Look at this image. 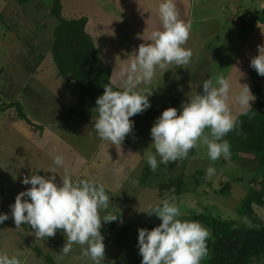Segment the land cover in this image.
I'll return each instance as SVG.
<instances>
[{"label": "crops", "instance_id": "1", "mask_svg": "<svg viewBox=\"0 0 264 264\" xmlns=\"http://www.w3.org/2000/svg\"><path fill=\"white\" fill-rule=\"evenodd\" d=\"M14 1L16 4L22 5L17 0ZM82 1L85 0H67L65 3L62 0L63 17L66 19L86 17L88 19L86 30L93 37L97 48L100 50V57L111 67L113 84L122 90L124 84L120 77V69L125 63H130L135 55L133 52L138 50L142 43L147 42L153 30L161 29L158 9L163 0H86V6L77 7L76 5ZM224 1L175 0L180 18L191 25L190 38L184 47L191 49L193 53L190 62L192 66L190 67V63L186 65L184 68L190 67L188 68L189 71L183 72L180 77H174L170 82L166 79L165 71L158 69L152 82L141 85L137 91L142 94H151L149 98H153L157 92L164 96L165 90H169L174 97L172 101L174 107L179 109L181 108L179 107L180 103L176 102V98L183 97V99L188 100L189 95L193 96L199 92L202 94V84L205 80H214L217 76L223 75L230 79L233 86L231 93L233 97V114L240 116L241 110L239 105L235 103L234 98L239 95L242 85H248L253 93L254 79L251 76V59L259 54L258 46H264V22L259 20L254 23L248 17L239 19L234 14L227 16L228 12H237L238 9L236 4H233L234 2L224 4ZM4 2L6 6V1ZM32 2L35 3L36 1ZM241 2L244 3V0H241ZM251 2L252 0L249 3ZM261 3H264V0H261ZM30 6L27 8L21 7L23 8L22 11L19 8L18 11L13 9L15 11L14 17H17V15L20 17V14L23 15V26H26L27 22H31L35 28V31L33 30L30 35H27L21 41V43H24L18 46L15 51L16 54L19 53L21 55L20 59H25L28 62L32 60L31 56H34L35 61L39 63L34 70L35 73L42 66L46 80L42 81V86L33 87L28 93L39 94L41 97L45 94V98L40 99L38 102L35 100L31 105H27L25 102H18L35 127L28 124L20 116L13 118L14 120L11 123L22 122L20 125L24 126L27 134L21 135L22 137L20 135L17 136L22 138L23 147L20 151L19 148L13 147V149L16 148L15 157L13 155L10 156L9 153L3 157L4 159L0 164L2 175H0L1 177H7V174H18L21 178L26 175L30 176L41 168L47 170L53 167L54 157L60 154L65 157V166L71 173L73 180L87 179L92 182L97 181L104 186H108V189L113 187V190L116 191L119 189L117 188L119 187L118 185L122 184L121 180H125V175L133 173L134 162L136 161L134 158L138 154L136 149L142 152L147 149L143 147L144 145H147V143L151 145L153 142L151 129L160 115L157 111L159 104H153L152 102L151 104L154 106L148 109L150 113H156L153 118L145 121H140L137 117L131 118L135 121L134 129L121 146L110 145L108 142L101 140L102 145L98 152H93L92 150V153H88L79 149V140L84 139L85 141L93 142L95 138L100 139L92 124V120L96 116L94 110L96 104L90 103L78 106L79 100L75 102L76 99L80 98L79 88L68 76H62L59 73L52 55L54 31L59 22L54 17L55 20H52L48 32L47 27L42 25L38 18L32 17V15L36 16V14L29 12L33 10L39 14L38 6ZM52 7L49 9V13ZM5 11L6 9H0V21L3 19L2 15L5 14ZM261 11L259 13L260 16ZM9 14L11 13L6 12L5 15L9 17ZM24 14L29 17L25 18ZM221 19H226V22H229L228 25L223 24ZM10 29L11 25L8 30ZM232 33L237 34L236 37H233ZM46 34L49 35L46 36ZM137 34H144L145 41L137 38ZM226 34L230 38H234L236 46L228 42L224 51H222L223 47L220 48V46L216 49L214 44H219ZM44 45L48 48H44ZM50 82L54 84H50ZM261 84L264 93V80ZM47 95L57 98V101L46 100ZM254 99L251 102V107L256 103L255 96ZM14 103L17 102L14 101ZM3 107L5 110L0 111V117L17 116L12 112L16 107L7 108L8 105ZM73 107H76V111L69 119V112ZM80 116L84 121L79 119ZM143 124L149 128L143 127ZM148 130L149 132H147ZM15 135L16 133L14 132V137L8 138H16ZM132 137L133 140L131 139ZM134 138L137 142H135ZM0 139L4 143V137ZM9 139L8 141H10ZM89 147L92 149L94 146L91 144ZM0 154L2 155L3 153L1 152ZM17 155H22V157H19L21 159L16 158L18 157ZM243 162L251 168L250 174L253 176V180L255 174H257V162L239 160L237 164L241 165ZM14 166L19 168L18 173H15L16 169ZM43 169L39 170L40 175H53ZM64 171V168L58 169L61 175L64 174ZM185 172H187V166L185 167ZM59 173L55 174L58 184L62 182ZM22 186L26 185L22 184ZM30 187L31 185H28V188ZM165 188L167 190V187ZM178 194L180 198L184 196L182 192ZM161 197L165 198L166 196L163 195ZM260 207L264 206L254 204V209L258 214ZM102 234L104 237L109 238L105 231Z\"/></svg>", "mask_w": 264, "mask_h": 264}, {"label": "clouds", "instance_id": "2", "mask_svg": "<svg viewBox=\"0 0 264 264\" xmlns=\"http://www.w3.org/2000/svg\"><path fill=\"white\" fill-rule=\"evenodd\" d=\"M158 14L161 29L153 30L147 42L144 34H137L145 43L133 52L130 63L120 69L123 89L114 90L105 85L103 95L96 100L93 129L110 145L121 146L134 129L135 121L131 118L151 107V94H142L137 89L151 83L158 69L165 70L172 64L184 68L191 62L193 53L184 47L190 38L191 25L180 18L175 0H163ZM258 51L251 59V67L264 77V46H258ZM232 87L229 78L219 75L203 82L202 94L189 95L188 101L181 105L182 110L171 107L163 111L151 129L153 142L144 150L153 172L160 164L187 159L199 144L207 146L212 161L231 158V144L225 137L237 131L241 123L232 110ZM234 99L241 110L239 115H248L251 102L255 100L250 87L242 85ZM206 129L210 131L206 133ZM59 168L65 169L63 175L58 172ZM39 170L24 176L22 183L31 187L20 192L11 205V217L17 228L30 225L37 239L54 237L58 230H63L66 244L62 256L68 255L73 245H80L83 255L90 258L92 264H101L105 260L103 223L118 219L111 214L101 215L112 206L104 185L87 179L73 180L65 166V157L60 154L54 157L53 167L43 169L53 175L42 176ZM56 173L62 178L59 184ZM205 175L211 180L216 169L209 167ZM140 212L155 214L162 221L152 230L139 229L142 264H202L207 258L210 231L198 221L182 220L181 210L175 203L164 200L161 205ZM8 219V214H0V224ZM0 264L21 262L15 256L0 253Z\"/></svg>", "mask_w": 264, "mask_h": 264}, {"label": "rangeland", "instance_id": "3", "mask_svg": "<svg viewBox=\"0 0 264 264\" xmlns=\"http://www.w3.org/2000/svg\"><path fill=\"white\" fill-rule=\"evenodd\" d=\"M4 1H6V6ZM35 1V3L31 2L26 5H18L14 0H0V9H6L5 14L6 12L11 13L9 17L5 14L2 15L3 19L0 21V100L2 101L0 105H8L7 108H9L14 101L25 102L27 105H31L35 100L38 102L40 99L42 100L45 98V94L41 97L39 94L28 93L33 87L38 85L42 86V81L46 80L42 66L37 70V73H35L34 70L39 63L35 61L36 59H34V56H31L32 60L28 62L25 59H20L21 55L19 53L16 54L15 51L18 49V46L24 43H21V41L26 38L27 35H30L33 30L35 31V28L31 22H27L28 26L24 22L26 26H23V15L20 14V17L18 15L14 17V10L17 9L16 11H18L19 8L22 11L23 8L21 7L27 8L31 7L30 5L38 6L39 14L35 13L37 11L33 10L29 12L36 14V16L32 15V17L38 18L39 22L47 27L48 32L52 20H55L51 12L49 13L50 7L54 5V0ZM65 2H67V0H63V3ZM229 2H234L233 4H236L238 11H230L227 16L234 14L239 19L248 17V19L250 20L251 18L254 23L260 20L261 16L259 13L261 9L264 8V3H261V0H252L251 3H249L250 0H244V3L241 2V0H225L224 4ZM86 4L87 2L85 0L76 6H86ZM24 17L28 18L29 16L24 14ZM226 19H228V17H226ZM226 19H221V22L228 25L229 22H226ZM10 25L11 29L8 30ZM232 25H234V23H232ZM47 35L49 34H46V36ZM236 35L232 33L233 37H236ZM233 37L230 38L226 34L219 44H214L215 48L217 49L218 46H220V48L223 47L222 51H224L228 42L236 46ZM44 48L48 47L44 45ZM211 48L213 49V47ZM189 65L190 67L192 66L191 63ZM190 67L187 66L183 69V67L169 65L168 68L164 70L166 79L170 82L174 77H180L183 72L189 71L188 68ZM50 84L54 83L50 82ZM164 94V96H161L157 92L154 94V99L149 98L151 103L159 104L157 111L160 115L158 117L162 115L163 111L174 107L172 102L174 97L171 92L165 90ZM49 96L50 95H47L46 100H51L52 102L57 101V98ZM176 99V102L180 103L179 107H181L184 102L188 101L183 99V97ZM78 100L79 99H76L75 102ZM153 104H151V106H154ZM12 112L17 116L9 115L7 117H0V138L4 137V143L2 142L3 140L0 139V153H3L2 155L0 154V164L4 159L3 157L7 156L8 153L10 156H16V148L13 149V147L19 148V151L22 150V138L17 136L27 134L24 126L20 125L22 122L16 124L11 123L14 120L13 118L19 117L17 108L12 110ZM70 113L71 110L69 114ZM80 117L79 119L84 121V119ZM33 124L34 123H32L31 126H33ZM143 125V127L149 128L145 124ZM209 131L210 130L207 132ZM14 132L16 133V138L9 139L8 137H14ZM147 132H149V130ZM209 138L211 139V136H209ZM8 139L10 141H8ZM131 139L133 140V137ZM134 140L137 142L135 138ZM101 142V139L98 138H95L93 142H88L84 139L79 140L78 148L88 153H92V150L93 152H98L102 145ZM91 144L94 146L92 149L89 147ZM143 147L149 148L150 144L147 143V145ZM136 150L138 154H136L137 156L134 158L136 161L134 162L135 167L133 168V173L125 175V180H121L122 184L117 187L120 190L117 189L115 191L113 187L108 189V186H104L106 193L111 199L112 206L107 212H102L101 215L111 214L118 216V219L111 223L102 222L103 230L101 232L105 231V233L109 235V238L104 237L105 260H103L101 264L142 263L143 258L139 254L138 247L139 229L146 228L152 230L159 226L162 221L155 214L149 215L146 212L140 211H149L150 208L161 205L164 200L175 203L180 208L182 213L181 219H187L194 214L204 213L212 218L233 219L242 226H251V221L242 216L239 209L244 197L250 190L252 185L251 181H261L262 179L261 174H258V170L256 171L257 174H255V178L252 180L253 176L250 174L251 168L244 164V162L241 165L237 164L239 161L237 157L232 158L231 155V158L228 160L221 158L217 161H212L208 156L207 146L199 144L197 148L189 153L187 159L179 162H170L169 165L160 164L157 171L153 172L146 162L144 150L142 152H140L139 149ZM17 156L16 158L18 159L22 157V155ZM185 165L187 166V172H185ZM209 167H214L216 169V175L211 180H208L205 175ZM14 168L16 169L15 173H18L19 168L16 166H14ZM1 172L0 165V174ZM1 175L0 214H8L9 219L3 224H0V253H6L10 257H17L21 264H47L45 255L49 254L53 256L59 264H92L90 258L83 255V248L80 245H73V249L68 255H61L62 248L66 244V237L63 234V230H58L54 237L37 239L33 234L34 229H32L30 225H22L17 228L14 219L11 217V205L15 203L17 195L28 188V185L22 186L23 178L18 174H7V177H1ZM95 183L100 184L97 181H95ZM170 183H172L173 186L171 188L167 187L166 190L165 185ZM227 183L231 184L229 189L226 187ZM181 192L184 194L182 198L178 196V193ZM160 195L166 197L162 198ZM259 214L262 219H264V207H260ZM202 225L212 234L210 228L204 224ZM251 264H264V256L255 258Z\"/></svg>", "mask_w": 264, "mask_h": 264}, {"label": "trees", "instance_id": "4", "mask_svg": "<svg viewBox=\"0 0 264 264\" xmlns=\"http://www.w3.org/2000/svg\"><path fill=\"white\" fill-rule=\"evenodd\" d=\"M17 1L23 5L34 0ZM51 14L59 22L54 31L53 59L59 73L68 76L78 86L80 92L78 106L96 104L97 98L105 91V85L120 90L111 80V67L100 57V50L86 30L88 19L64 18L62 0H54ZM260 22H264V9L261 11ZM251 76L254 79L253 94L256 103L248 115L239 116L241 123L238 130L230 132L225 139L231 144L232 158L257 162L258 174L262 176L261 181L256 180L254 183L252 181L239 209L240 214L249 219L253 226L245 227L236 220L212 218L204 213L182 219L198 221L211 229L212 234L207 242L208 256L202 264H251L255 258L264 256V220L254 209V204L264 206V93L261 84L264 77L253 68ZM9 107H16L19 116L32 125L20 103H12ZM3 110L4 107L0 105V111ZM75 110L76 107L71 109L69 119ZM155 115L156 113L152 114L146 110L135 117L145 121ZM165 186L171 188L173 185L170 183ZM226 187L229 189L231 184L227 183ZM45 256L47 264H58L50 254Z\"/></svg>", "mask_w": 264, "mask_h": 264}, {"label": "built area", "instance_id": "5", "mask_svg": "<svg viewBox=\"0 0 264 264\" xmlns=\"http://www.w3.org/2000/svg\"><path fill=\"white\" fill-rule=\"evenodd\" d=\"M0 104H2V101L0 100Z\"/></svg>", "mask_w": 264, "mask_h": 264}]
</instances>
